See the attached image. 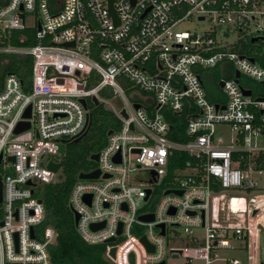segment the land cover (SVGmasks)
Segmentation results:
<instances>
[{
	"label": "built area",
	"instance_id": "built-area-1",
	"mask_svg": "<svg viewBox=\"0 0 264 264\" xmlns=\"http://www.w3.org/2000/svg\"><path fill=\"white\" fill-rule=\"evenodd\" d=\"M194 19L212 28L178 29ZM254 38L264 41V0H0V264H53L57 232L45 225L39 195L62 167L48 166L62 162V144L87 130L92 99L119 95L125 107L110 110L118 123L97 153L99 176L78 177L69 195L79 237L106 245L112 264H132L130 255L133 264H165L168 256L240 264L215 251L231 249L230 240L248 249L259 226L264 231V97L240 79L264 84V53L234 50ZM12 60L18 72L7 70ZM223 64L230 76L211 102L202 71ZM134 91L151 94V103L126 100ZM181 116L185 143L169 137ZM27 121L30 128L14 134ZM218 126L232 134L226 145ZM176 152L190 160L169 176ZM133 165L146 177L132 176ZM145 215L153 221L139 219ZM174 228L184 237L168 247Z\"/></svg>",
	"mask_w": 264,
	"mask_h": 264
},
{
	"label": "trees",
	"instance_id": "trees-1",
	"mask_svg": "<svg viewBox=\"0 0 264 264\" xmlns=\"http://www.w3.org/2000/svg\"><path fill=\"white\" fill-rule=\"evenodd\" d=\"M18 44L34 45V43ZM249 44L251 43L247 41L239 42L235 45L234 50L242 52ZM1 59L3 58L0 57V61ZM20 61L24 62V65H21L26 69L29 68V58ZM15 63L12 60L7 69L9 72L20 70ZM23 78L25 80V77ZM24 80L22 81L24 82ZM258 85L256 90L252 89V93L255 96L264 97V84ZM214 95H220L218 85L213 91H207L208 99L211 102L215 101ZM89 117V125L82 138L77 143L71 142L66 145L65 153L61 159L62 169L58 178L54 183L43 186L39 195L46 210L45 225L52 226L57 232V243L50 249L53 264H112L105 255L106 245H89L82 241L76 231L73 212L69 207V195L79 174L88 173L97 167V164L90 160V156L103 148L108 132L113 131L118 123L115 115L110 110H106L102 103L90 106ZM171 124L170 139L175 142H187L183 116L174 118ZM188 160L190 158L187 154L176 152L168 169V175L171 176L174 169L182 168ZM244 244L245 250H247V242Z\"/></svg>",
	"mask_w": 264,
	"mask_h": 264
},
{
	"label": "rangeland",
	"instance_id": "rangeland-1",
	"mask_svg": "<svg viewBox=\"0 0 264 264\" xmlns=\"http://www.w3.org/2000/svg\"><path fill=\"white\" fill-rule=\"evenodd\" d=\"M210 23L206 21H197L193 20L191 22H186L182 25L179 26L180 31H188V32H195V33H203V32H209L211 29ZM235 37H231L229 41L234 40ZM247 42H250V39L247 40ZM251 43V42H250ZM250 48L257 49V51L263 52L264 53V41H258L249 44ZM229 65L228 64H223L215 68L211 69H205L202 71V79L204 82V86L207 91H213L218 85V82L220 79H228L230 76V71ZM3 76L2 72L0 73V76ZM241 82L245 84V86L256 90L257 87L259 86L257 83H254L250 80H247L243 76L240 78ZM126 100L128 101H139L141 103H151V94L139 92V91H134L131 96L125 95ZM102 104L106 110H116L120 111L125 107V103L123 98L119 96H115L114 98L109 97V96H103V101ZM217 136H220L223 139V145H226L229 143L230 138L232 136L230 130L226 126H218L217 127ZM57 158V157H55ZM62 159V157H59V159ZM132 169L134 171L131 173L132 176H138V177H146V173H139L138 170L135 169V165L132 166ZM60 174V173H59ZM169 232H173L175 234V238H171V242L168 244V247H176L179 246L178 241L182 240L184 237L183 231L181 228H174V229H169ZM194 234L203 237V230L200 228H197L194 230ZM264 236L261 233L260 239L258 240V246L257 249L253 252L252 257L259 259L260 263L264 264ZM230 245L231 249H222V250H216V254L218 258L221 259H237L240 264H250V261L247 260V251L245 250V244L241 240H230ZM250 255V253H249ZM251 257V258H252ZM165 264H186V261L179 257V256H168L166 257ZM191 264H205L201 260L194 261ZM213 264H224L223 262L217 261L214 262Z\"/></svg>",
	"mask_w": 264,
	"mask_h": 264
},
{
	"label": "water",
	"instance_id": "water-1",
	"mask_svg": "<svg viewBox=\"0 0 264 264\" xmlns=\"http://www.w3.org/2000/svg\"><path fill=\"white\" fill-rule=\"evenodd\" d=\"M256 41H258V38L251 39V43H254V42H256ZM250 61L253 62V59H250ZM235 77L238 78V77H239V74L236 73V74H235ZM218 87H219V88H222V87H223V83H222V82H219V83H218ZM243 93H244V95H246V96H250V94H251L250 91H243ZM92 100H93L94 105H98V104H99V102H98V100H97L96 98H93ZM260 100H261V99H260ZM81 103H82L83 106L86 105L85 102H84L83 100L81 101ZM134 107H135V109H138V108H139L138 105H134ZM121 115H122V116H125V112L122 111V112H121ZM30 116H31V110H30V107H29V108L26 110V112H25V114H24L23 117H24L25 119H30ZM29 128H30V123H29L28 121H27V122H21V123H19V124L17 125V127H16V129H15V131H14V134H20V133H23V132L27 131ZM84 133H85V132H84ZM110 133H111V132H108V135H110ZM83 135H84V134H83ZM83 135H82V136H83ZM82 136H80V137L74 139V140H73V143H77V142L82 138ZM59 153H60L61 155H63V154L65 153V145H64V144H62V145L60 146V148H59ZM10 160H12V159H10ZM90 160H92V161H94V162H97V161H98V154L96 153V154H94V155H91V156H90ZM116 160L119 161V157H118ZM61 167H62V162L57 163V164L50 163L49 166H48V168H49L50 170H52L53 172H58V170H59ZM98 176H99V171H98V170H94V171H92V172H90V173H81V174H79L78 177H79V179L92 180V179H96ZM169 193H170V191H167L165 194H169ZM174 193H175V194H178V195H181V192H176V191H175ZM149 195H150V190L147 191V194H146L145 200H147V198L149 197ZM0 201H1V193H0ZM173 212H174V211H171L170 214H172ZM256 213H257V211H253L252 216H255ZM190 214L193 215V213H190ZM73 216H74V223L76 224L77 219H78V216H77V214H75V213L73 214ZM201 218H202V219L204 218V214H203V213H202V215H201ZM139 219H140L141 221H143V222H152V221H153V215H145V216H141V217H139ZM202 225H203V224H202ZM159 228L161 229V235H164V226L161 225ZM259 230H260V232H261V233L263 234V236H264V231H263V228H262L261 226H259ZM119 232H120V231H119ZM119 232H118V233H119ZM110 242H113V239H111ZM141 242H142L143 244H145V246H146V248H147V250H148L149 252H152V251H153L152 247H151L150 245H148V243H147V241H146V239H145L144 237L141 238ZM263 242H264V240H263ZM115 250H116L115 247H113V248H111V249L109 250V252H108V256H109L111 259H114V258H115ZM170 253H178V254H180V251L171 250ZM130 262L133 264V255H130ZM161 264H163V263H161ZM260 264H263V263H260Z\"/></svg>",
	"mask_w": 264,
	"mask_h": 264
},
{
	"label": "crops",
	"instance_id": "crops-1",
	"mask_svg": "<svg viewBox=\"0 0 264 264\" xmlns=\"http://www.w3.org/2000/svg\"><path fill=\"white\" fill-rule=\"evenodd\" d=\"M255 242H256V243H254L255 245H252V243H251V245L253 247L252 246L248 247V249L246 250L247 251V259H248L249 253H250V257H252V254H254L253 252L255 251V249H257V246H258V243H259V241H257V238H256Z\"/></svg>",
	"mask_w": 264,
	"mask_h": 264
},
{
	"label": "bare ground",
	"instance_id": "bare-ground-1",
	"mask_svg": "<svg viewBox=\"0 0 264 264\" xmlns=\"http://www.w3.org/2000/svg\"><path fill=\"white\" fill-rule=\"evenodd\" d=\"M262 221L264 222V220L262 219Z\"/></svg>",
	"mask_w": 264,
	"mask_h": 264
}]
</instances>
